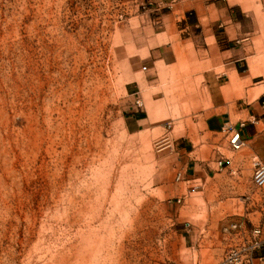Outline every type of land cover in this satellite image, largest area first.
<instances>
[{"label": "rangeland", "instance_id": "obj_1", "mask_svg": "<svg viewBox=\"0 0 264 264\" xmlns=\"http://www.w3.org/2000/svg\"><path fill=\"white\" fill-rule=\"evenodd\" d=\"M216 92L264 101V0H0V264H216L264 227Z\"/></svg>", "mask_w": 264, "mask_h": 264}, {"label": "crops", "instance_id": "obj_2", "mask_svg": "<svg viewBox=\"0 0 264 264\" xmlns=\"http://www.w3.org/2000/svg\"><path fill=\"white\" fill-rule=\"evenodd\" d=\"M202 3V7L206 13L211 12L217 4L215 1H203ZM228 40H230L229 37L225 39V41ZM229 51L230 47L228 43L225 45L222 43V50H219L220 56ZM222 64L227 66L225 67L226 69L234 72L233 66H229V61H222ZM235 72L239 74L236 68ZM247 96L248 93H245V97L233 101V98L229 99L220 92H216L213 98V105L215 107H222V111L210 114L206 118V128L210 132L220 133L223 132L224 127L227 125H234L236 127L243 125L241 127V133L245 140V146L247 145L250 148L253 154V160L254 158H258L264 163V129H262L264 125V101L261 102L260 96L252 100H248ZM233 115L239 116V118L233 120ZM132 118L135 124H140L142 120V117L137 114H133ZM212 172L213 167L210 163H205L198 159H190L183 165V175L187 181H193L199 178L205 179Z\"/></svg>", "mask_w": 264, "mask_h": 264}, {"label": "built area", "instance_id": "obj_3", "mask_svg": "<svg viewBox=\"0 0 264 264\" xmlns=\"http://www.w3.org/2000/svg\"><path fill=\"white\" fill-rule=\"evenodd\" d=\"M242 126L227 125L223 129L229 146L234 150L245 146V140L241 133ZM226 162H228L226 158L220 157L216 164L222 166ZM176 179H184L182 171L177 172ZM252 183L255 187L264 188V163L255 159L253 160ZM229 228L228 231L246 233L247 237L241 243L229 247L222 259L216 264H255L254 252L264 246V227L254 226L247 230L244 219H241L233 222ZM258 259L264 261V256H259Z\"/></svg>", "mask_w": 264, "mask_h": 264}]
</instances>
